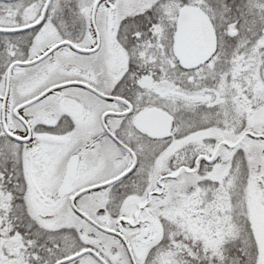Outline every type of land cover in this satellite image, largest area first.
I'll return each instance as SVG.
<instances>
[{
	"label": "snow or ice",
	"instance_id": "snow-or-ice-1",
	"mask_svg": "<svg viewBox=\"0 0 264 264\" xmlns=\"http://www.w3.org/2000/svg\"><path fill=\"white\" fill-rule=\"evenodd\" d=\"M0 264H264V0H0Z\"/></svg>",
	"mask_w": 264,
	"mask_h": 264
}]
</instances>
